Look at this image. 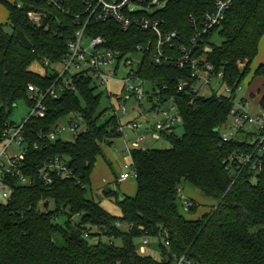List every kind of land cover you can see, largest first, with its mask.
<instances>
[{"label": "trees", "instance_id": "1", "mask_svg": "<svg viewBox=\"0 0 264 264\" xmlns=\"http://www.w3.org/2000/svg\"><path fill=\"white\" fill-rule=\"evenodd\" d=\"M88 1L0 0L12 27L9 32L0 23V137L17 104L31 105L28 85L47 88L55 82L57 73L45 60L64 59L67 43L79 29L76 17L88 16ZM212 2L170 0L156 15L164 20V30H179L187 42L193 33L190 16L199 21ZM31 10L42 14L40 24L29 19ZM217 32L222 42L206 40L212 46L208 59L224 72L228 84L238 85L259 53L264 0H234ZM86 33L103 36L107 46L126 52L154 37L138 28L124 31L114 21H92ZM35 61L45 65L46 73L30 69ZM139 74L160 89L162 99L176 101L183 134L168 135V148L132 150L137 191L130 196L118 189L105 190L104 196L122 211L120 218L111 215L100 201L87 196V188L103 143H112L120 135L113 128L114 119L98 123L101 94L96 93L97 86L89 78L74 76L75 89L65 90L56 99L46 98V116L26 125L30 145L24 164L33 181L21 185L14 180L10 201L0 206V264H173L170 252L186 255L197 264H264V153L256 156L262 161L259 172L247 165L235 176L227 169L235 151L254 149L245 141L223 142L216 131L228 119L232 102L215 95L198 96L191 102L190 93L177 89L188 69L157 67L149 54L144 55ZM256 76L264 77V64L256 68ZM260 105L264 108V94ZM72 113L85 120L74 141L40 139L41 133H48ZM57 155L68 158L75 177L54 174L53 182L46 185L38 177L37 166ZM185 183L217 203L199 218H186L177 200V189ZM46 199L54 202L52 210L39 208ZM191 201L190 211L196 212L198 204ZM61 216H67L64 224L57 222ZM75 216L80 217L78 222L73 221ZM146 232L160 238L161 259L139 251L135 239ZM166 233L168 247L161 239ZM56 235L64 244H58Z\"/></svg>", "mask_w": 264, "mask_h": 264}, {"label": "built area", "instance_id": "2", "mask_svg": "<svg viewBox=\"0 0 264 264\" xmlns=\"http://www.w3.org/2000/svg\"><path fill=\"white\" fill-rule=\"evenodd\" d=\"M168 1L170 0L88 1V16L76 17L79 29L67 43L68 52L64 59L58 62L61 67L59 69L50 68L54 73H57L55 82L47 88L29 84L28 94L31 102L29 114L19 123L9 120L5 123L6 127L0 137V206L10 201L14 190L12 186L14 180L21 185H30L33 181L32 177L27 175L24 164L30 145L25 128L31 119L46 116L45 99L48 97L56 99L65 90L75 89L72 79L79 75L89 78L97 87L99 84L106 85V90L110 91L109 81L115 79L122 66L128 68L129 71L127 75L116 79L122 83V87L115 95L120 101L116 109H120L123 116H118L114 111L109 118L115 120L113 128L120 135L119 138H127L130 131L135 133L136 137L130 144L128 141L125 142L124 153L128 154L130 159L125 161L117 181L124 182L130 178L138 177L132 159V150L146 148L141 146L146 140V135L139 133L143 127H146L139 122V119L144 114H148L146 110L142 109V101L145 100L148 92L145 87L147 80L139 74L145 54H149L151 62L157 67L174 66L188 69V75L180 79L177 89L180 92L190 93L192 95L191 102L198 96L215 95L218 98H229L232 107L228 119L219 127L222 140L223 142L245 141L250 143L254 149L252 151H235L227 161V169L235 176L239 175L247 165H250L256 172L261 170L262 161L256 156L264 153V108L261 105L255 106L250 97H239L242 90L241 83L235 86L228 84L224 78V72L221 69L218 70L208 59L212 46L206 40L214 41L218 35L217 30L233 6L234 0H213L212 5L204 12L199 21L194 15H191L189 21L193 33L187 42L183 41L184 35L179 30H164V20L156 15ZM28 17L34 23H41L42 14L40 12L31 10L28 12ZM92 21L96 23L114 21L124 31L138 28L152 32L154 37H150L145 44L140 43L135 49L126 52L120 48L107 46L103 36L88 35L86 29ZM84 39L88 41L87 45L84 44ZM139 53L142 54V58L136 66L134 57ZM45 62L50 65L48 60ZM149 82L152 84L151 81ZM152 89V95H156V101L151 96V102H148L146 109L156 115L161 114L162 117L155 123L148 121L150 125L148 129L152 133V138L159 140L176 133L181 122V114L178 104L173 98L164 100L158 87L152 84ZM204 89L210 91V95H203L202 90ZM109 95H113V93L110 92ZM131 100L134 101L132 110L136 116L123 121L122 118L129 116L126 105ZM113 107L115 109V106ZM76 114L77 116L69 121L75 136L85 128L84 117L79 113ZM57 124L48 133H41L40 139L51 141L59 139L58 134L62 132V128ZM248 124L255 127L251 133L245 129ZM37 173L46 185L53 182L54 174L64 178L75 177L74 169L70 167L69 160L64 155H57L42 161L37 166ZM177 200L180 209L182 207L184 211H190L192 201L185 195L182 186L177 189ZM51 201L46 199L44 202L49 205ZM116 225L121 227L123 223L117 222ZM150 235L148 232L143 234V236ZM167 237V233L165 237L161 236L166 247L169 246V241L165 239ZM148 244L149 239L145 237L139 250L142 254L146 253ZM170 255L173 258V264H197L186 255L178 257L171 252Z\"/></svg>", "mask_w": 264, "mask_h": 264}, {"label": "rangeland", "instance_id": "3", "mask_svg": "<svg viewBox=\"0 0 264 264\" xmlns=\"http://www.w3.org/2000/svg\"><path fill=\"white\" fill-rule=\"evenodd\" d=\"M0 23L4 25L7 31L9 32L12 31V27L8 19L7 10L1 2H0ZM85 40L86 39H84V44L87 45L88 41L87 40L85 41ZM214 41L216 44H220L222 42V38L219 35H217L214 38ZM260 55H262V57L264 56V36L262 37V40H261L259 54L257 58H255L253 62L251 63L250 71L246 79H244L241 82L242 90L240 91L239 97H242L243 95H245L246 92L250 89V87H248L249 85H247L248 78L254 74V71L256 70L257 66H259V65L256 66V63H258L257 61L261 58ZM141 58H142L141 53H139L138 55L134 57V62L136 66L140 62ZM48 66H50V68L52 69L54 68L59 69L61 67V64L60 63H50V65ZM30 69L33 72H36L39 74H44L46 73V70H47V68L45 67V65H43L41 61H35L31 65ZM128 71L129 69L124 66L120 68L119 72L115 76V79H111L109 81L108 87L110 88V91L106 90V85L99 84V86L96 88V93L101 94V102H100V106L98 109V114L100 115V119L98 121L99 124H103V122H105L106 119L112 116L114 111L117 113L118 116L120 117L123 116L121 110L116 109L118 108L120 101L116 98L115 93L120 91L122 87V83L116 79L121 78L124 75H127ZM94 85L96 84L93 83V86ZM145 87L148 90V92L146 94L145 100L142 101V104H143L142 109L146 110L148 114H144L142 118L139 119V122L143 123L147 127V128L143 127L142 130L139 131V133H143L146 135V140L141 146L146 147V148H168L171 146V144L166 137H163L159 140H155L152 138V133L148 129V127H150L149 122L150 123L157 122L159 119H161L162 115L161 114L156 115L152 113L151 110L146 109L148 102H151L150 97L153 96L154 97L153 100L156 101V95L155 94L152 95V91H153L152 84L149 81L146 82ZM110 92L111 94L113 93V95H109ZM202 93L203 95H210V91H208L207 89L202 90ZM133 104H134L133 100L127 103L126 106L129 111V116H127V118H122L123 121L128 118H133L136 116L134 111L132 110ZM113 106H115V109ZM29 112H30V106L24 101H20L17 104V106L14 108L9 121L14 122V123H19L22 121L23 118H25L29 114ZM76 116H77L76 113H72L66 117H63L62 119L58 121L57 125L60 128H62V132L58 134V138H61L64 141H74L76 136H75L74 131H72L70 128L69 121L71 118L76 117ZM245 129L251 133L255 130V127L248 124L246 125ZM183 132H184V127L180 122L179 126L177 127L176 134L182 135ZM133 139H135V134L132 131H130L129 136H127V138L125 139L120 137L117 139H113L112 143H107V142L103 143V154L99 157L98 161L96 162L95 168L93 171L94 181L92 182V184L88 185V188H87L88 197L95 198L97 201L104 202V201H107L108 199L106 196H104V190L111 191L114 189H118L119 193L125 194V195H130L131 193L136 192L137 182H136V179L134 178H130L122 183L121 182L107 183L105 181L104 185H101L103 186L102 188L101 186L100 188H96V186L99 185L100 178L102 180L103 176H105V179L107 178L106 180H108V178L115 179L116 176H118L121 173L122 167L125 161L130 159L129 155L124 153V149L126 145L125 142L128 141V143L130 144ZM184 185L187 187H185ZM184 185H183V190H184L185 195L188 197V199H191V200L193 199L198 204L196 212H191V211L186 212L181 207L180 211L182 212L183 215H185L186 218L188 219L199 218L201 215H203L213 205L217 203L216 200H214L213 198L206 197L199 190L194 188L191 184L185 183ZM191 189H192V193H191ZM115 205L117 206V208H119L117 204ZM39 208L41 210H45V208L52 210L54 208V202L51 201L48 207H46L45 202H42L40 203ZM117 208L114 209L116 213L118 211ZM114 211H112V214H111L113 216L115 215ZM79 219H80L79 216H75L73 218V221L78 222ZM65 220H67V216H61L60 218L57 219V222L64 224ZM121 228L127 230L128 225L123 224ZM145 237H148L149 239V244L146 246L145 254L151 255L156 259H161L162 255H161V249L159 247L160 238L157 235H150V236L142 235L140 237H137L135 241H136L138 249L140 250V245L143 242ZM55 239L57 240L58 244H64V240L61 236L56 235Z\"/></svg>", "mask_w": 264, "mask_h": 264}, {"label": "crops", "instance_id": "4", "mask_svg": "<svg viewBox=\"0 0 264 264\" xmlns=\"http://www.w3.org/2000/svg\"><path fill=\"white\" fill-rule=\"evenodd\" d=\"M7 10V9H6ZM7 13H8V11H7ZM264 36V35H263ZM261 40H262V38H261ZM260 46H261V41H260V45H259V50H260ZM259 54V53H258ZM258 56V55H257ZM257 56H256V58H257ZM260 59L257 61L258 63H256V66L257 65H261V64H264V56L262 57V55H260ZM258 67V66H257ZM255 72V71H254ZM247 77V76H246ZM246 79V78H245ZM247 85H249L248 87H250V89L246 92V94L245 95H243V96H247V97H250L251 99H252V101L254 102V104H255V106L256 105H260V100H261V98H262V96H263V94H264V77H261V76H256V77H254V74L251 76V77H249L248 78V83H247ZM135 134V133H134ZM135 137H136V134H135ZM134 140V139H133ZM132 140V141H133ZM100 157V156H99ZM99 157H98V159H99ZM98 159H97V161H98ZM122 170H123V167H122ZM94 171V170H93ZM122 172V171H121ZM121 174V173H120ZM119 174V175H120ZM118 175V176H119ZM118 176H116V178L115 179H109L108 178V180H106L105 179V176H103L102 177V180H101V178H100V180H99V185H97L96 186V188H100V186L101 185H104V183H105V181L107 182V183H110V182H118L117 181V179H118ZM94 181V177H93V172H92V175H91V184H92V182ZM122 183V182H121ZM185 186V185H184ZM103 186H101V188H102ZM185 187H187V186H185ZM105 191V190H104ZM136 191H137V188H136ZM134 193V194H133ZM133 193H131L130 194V196H134L135 194H136V192H133ZM191 193H192V189H191ZM191 200V199H190ZM101 202V205L110 213V214H112V211H114V209H116L117 208V206L115 205V203H113L110 199H107V201H100ZM118 209V211H117V213L115 212L114 214V216H116V217H121L122 216V211H121V209H120V207L119 208H117Z\"/></svg>", "mask_w": 264, "mask_h": 264}, {"label": "water", "instance_id": "5", "mask_svg": "<svg viewBox=\"0 0 264 264\" xmlns=\"http://www.w3.org/2000/svg\"><path fill=\"white\" fill-rule=\"evenodd\" d=\"M216 131H219V128H218V129H216Z\"/></svg>", "mask_w": 264, "mask_h": 264}]
</instances>
